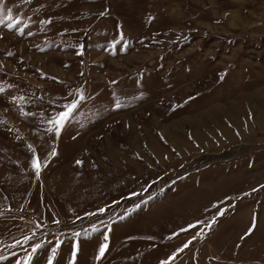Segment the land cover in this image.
<instances>
[{"label":"rangeland","instance_id":"rangeland-1","mask_svg":"<svg viewBox=\"0 0 264 264\" xmlns=\"http://www.w3.org/2000/svg\"><path fill=\"white\" fill-rule=\"evenodd\" d=\"M0 264H264V0H0Z\"/></svg>","mask_w":264,"mask_h":264},{"label":"snow or ice","instance_id":"snow-or-ice-1","mask_svg":"<svg viewBox=\"0 0 264 264\" xmlns=\"http://www.w3.org/2000/svg\"><path fill=\"white\" fill-rule=\"evenodd\" d=\"M76 107V104L73 103L69 106H67V111L64 112V113H61L60 114V118L59 120L57 121V123L61 126H63V124L65 123V121L68 119V117L70 116L71 114V111ZM37 167H39V165L37 164ZM106 247V246H105ZM103 252H104V247L101 248V255H103Z\"/></svg>","mask_w":264,"mask_h":264}]
</instances>
